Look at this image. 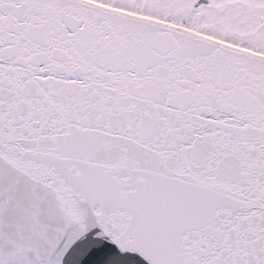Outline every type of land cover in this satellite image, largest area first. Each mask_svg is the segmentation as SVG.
Wrapping results in <instances>:
<instances>
[{
  "label": "snow or ice",
  "instance_id": "obj_1",
  "mask_svg": "<svg viewBox=\"0 0 264 264\" xmlns=\"http://www.w3.org/2000/svg\"><path fill=\"white\" fill-rule=\"evenodd\" d=\"M0 264H264V0H0Z\"/></svg>",
  "mask_w": 264,
  "mask_h": 264
}]
</instances>
